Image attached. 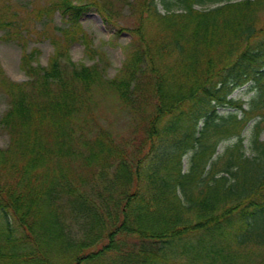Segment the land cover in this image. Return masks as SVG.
Instances as JSON below:
<instances>
[{"label":"trees","instance_id":"obj_1","mask_svg":"<svg viewBox=\"0 0 264 264\" xmlns=\"http://www.w3.org/2000/svg\"><path fill=\"white\" fill-rule=\"evenodd\" d=\"M96 1L47 0L37 17L64 22L47 65L35 49L20 57L25 81L0 70V264H264V0H174L164 13L142 0L112 78L68 56L78 41L92 57L86 12L110 22ZM246 83L243 107L228 96ZM98 92L134 122L130 145L96 118ZM99 183L120 190L97 202ZM66 218L86 222L82 237Z\"/></svg>","mask_w":264,"mask_h":264},{"label":"rangeland","instance_id":"obj_2","mask_svg":"<svg viewBox=\"0 0 264 264\" xmlns=\"http://www.w3.org/2000/svg\"><path fill=\"white\" fill-rule=\"evenodd\" d=\"M141 1L97 0V4L102 6L105 13L110 16V22H106L97 10L86 12L80 19V25L91 40L94 52L90 57L89 54L85 53L83 44L75 41L69 44L67 48L70 59L76 64L92 65L97 63L105 78L115 76L127 56L125 48L131 40L129 29L139 22L137 7ZM156 4L161 13L166 12L167 9H179L174 4V0H156ZM46 5L47 0H0V70L14 82H22L27 79L20 69V57L23 52L36 49L38 51L36 62L41 66H46L53 53V44L48 36L51 32H55L57 37L61 36L58 28H62L64 22L58 12L37 17V8ZM215 5L217 4L204 3L197 5V7L210 8ZM43 30L45 31L43 32ZM253 93L250 83H246L235 88L228 97L243 101V107H246ZM96 101L95 116L102 125L112 133L116 140L123 141L128 145L133 143L138 136L135 124L114 98L108 93L98 92ZM7 106L8 99L0 90V118ZM234 111L236 109L230 106H220L217 109L219 114H228ZM250 127L251 122L243 131L246 146ZM262 137H264V133ZM8 139V133L0 125V148L7 146ZM233 141L234 138L222 141L216 152H222L224 147ZM247 152H249L248 149ZM190 155L191 152L189 151L182 157L183 170L188 167ZM109 189L118 192L120 187L111 189L103 183L96 186L93 195H95L97 202H100L102 197L109 192ZM63 214L69 217L66 210ZM64 227L65 232L75 239L82 237L87 225L83 219L66 218Z\"/></svg>","mask_w":264,"mask_h":264}]
</instances>
